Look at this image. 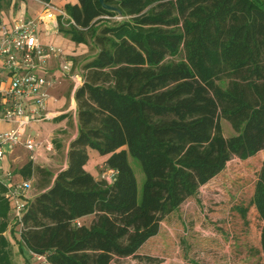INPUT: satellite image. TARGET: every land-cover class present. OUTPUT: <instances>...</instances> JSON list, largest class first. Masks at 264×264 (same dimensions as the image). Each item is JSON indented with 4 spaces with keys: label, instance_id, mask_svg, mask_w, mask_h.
I'll return each instance as SVG.
<instances>
[{
    "label": "trees",
    "instance_id": "16d2710c",
    "mask_svg": "<svg viewBox=\"0 0 264 264\" xmlns=\"http://www.w3.org/2000/svg\"><path fill=\"white\" fill-rule=\"evenodd\" d=\"M104 3L121 13L78 0L60 20L61 33L97 53L75 94L79 133L68 167L54 180L49 169H34L40 191L23 216L21 249L46 264L156 263L139 251L162 222L230 161L264 151V0ZM90 150L107 157L112 183L86 170ZM130 157L144 174L140 197ZM251 205L264 264V161ZM7 214L2 198L0 264H13ZM89 216L91 225H82Z\"/></svg>",
    "mask_w": 264,
    "mask_h": 264
},
{
    "label": "rangeland",
    "instance_id": "374dc122",
    "mask_svg": "<svg viewBox=\"0 0 264 264\" xmlns=\"http://www.w3.org/2000/svg\"><path fill=\"white\" fill-rule=\"evenodd\" d=\"M92 48L89 47L90 53L94 51ZM222 127L225 137L234 135L228 122L223 120ZM129 160L140 197L144 174L135 159ZM263 161L264 151L246 161L237 158L230 161L221 174L162 222L159 234L145 243L139 254L156 258L154 264H261V255L256 252L260 247L262 222L251 205V198ZM63 162L64 157L60 156L59 165ZM98 166L97 179L112 183L107 167ZM36 183L39 192L38 178ZM243 210H247L245 216ZM93 220L89 216L80 223L90 226ZM7 249L15 264H44L34 260L25 249L15 256L10 246ZM112 264L147 263L127 258Z\"/></svg>",
    "mask_w": 264,
    "mask_h": 264
},
{
    "label": "crops",
    "instance_id": "0c3cea01",
    "mask_svg": "<svg viewBox=\"0 0 264 264\" xmlns=\"http://www.w3.org/2000/svg\"><path fill=\"white\" fill-rule=\"evenodd\" d=\"M50 3L66 13L65 7L78 4V0H50ZM64 19L68 21V15L66 18H61L58 15L53 18L44 16L43 4L40 0H0V36L2 28L10 31L20 21L37 20L39 21L38 38L40 43L44 46L61 49L73 63V77L71 79L62 76L60 60L56 57H52L47 66L39 72V76L44 79L40 92L48 96L45 109L40 110L39 113L36 111L37 106L34 103L27 102L26 116L28 124L20 144L9 145L4 148L3 166L5 174L11 173L14 180L17 181L31 180L33 182V190L30 193L31 201L39 194L36 188L35 168L49 169L54 175V180L61 171L68 167L70 145L79 133L75 94L84 84L85 64L91 61L97 53L95 49L93 53H90V45L76 43L60 32V20L65 21ZM9 83V72L0 61V111L3 106V91L8 89ZM16 127V122L0 121V132L10 131ZM29 140L42 144L41 148L35 151L27 150L25 145ZM50 147L51 149H48ZM60 156L64 157V162L59 165ZM89 156L86 170L88 172L91 170L90 173L97 179L98 165H105L107 157H102L92 150L89 151ZM29 165L32 167L31 176L26 175ZM5 200L8 204V214L7 229L3 236H6V239L9 240L13 256L20 255V249L22 248L20 229L12 219V201ZM12 262L15 264L14 260Z\"/></svg>",
    "mask_w": 264,
    "mask_h": 264
},
{
    "label": "built area",
    "instance_id": "2783aa9c",
    "mask_svg": "<svg viewBox=\"0 0 264 264\" xmlns=\"http://www.w3.org/2000/svg\"><path fill=\"white\" fill-rule=\"evenodd\" d=\"M42 4L44 16L47 18H53L56 15L61 18L67 17L64 10L50 2H42ZM115 20L120 21L122 18L116 17ZM38 24L37 20H23L16 23L10 31L2 28L0 36V61L10 75L9 87L3 91L0 121L17 123L15 129L0 132V204L2 198L12 201V219L20 230L23 227V216L31 201L30 193L33 190V182L31 180L17 181L14 180L11 173L5 174L4 148L20 144L28 124L27 102L34 103L38 112L45 109L48 96L40 92L44 79L39 76V72L47 66L48 61L52 57L58 58L62 76L70 79L73 77V63L69 57L61 49L44 46L40 43ZM41 146L42 144H38L34 140H29L25 145L29 151H35ZM108 175L114 181L115 171L108 170ZM32 255L34 259L46 264L45 256Z\"/></svg>",
    "mask_w": 264,
    "mask_h": 264
},
{
    "label": "water",
    "instance_id": "95a60500",
    "mask_svg": "<svg viewBox=\"0 0 264 264\" xmlns=\"http://www.w3.org/2000/svg\"><path fill=\"white\" fill-rule=\"evenodd\" d=\"M100 3L102 4L103 8L107 9V10H110V11H115V12H118L119 14L121 13L119 10H117L116 8H113V7H110V6H107L104 1L105 0H99Z\"/></svg>",
    "mask_w": 264,
    "mask_h": 264
}]
</instances>
